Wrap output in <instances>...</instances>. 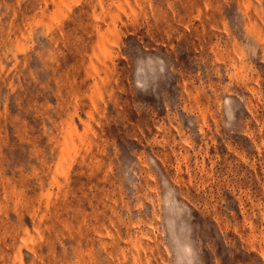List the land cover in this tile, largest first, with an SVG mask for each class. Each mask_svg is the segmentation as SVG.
I'll return each mask as SVG.
<instances>
[{
	"label": "rangeland",
	"instance_id": "1",
	"mask_svg": "<svg viewBox=\"0 0 264 264\" xmlns=\"http://www.w3.org/2000/svg\"><path fill=\"white\" fill-rule=\"evenodd\" d=\"M0 264H264V0H0Z\"/></svg>",
	"mask_w": 264,
	"mask_h": 264
}]
</instances>
